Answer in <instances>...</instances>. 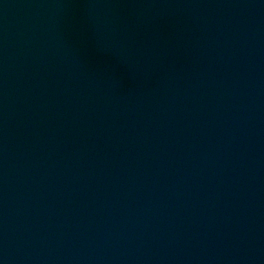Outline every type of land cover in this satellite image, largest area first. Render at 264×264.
Segmentation results:
<instances>
[{
  "label": "water",
  "instance_id": "1",
  "mask_svg": "<svg viewBox=\"0 0 264 264\" xmlns=\"http://www.w3.org/2000/svg\"><path fill=\"white\" fill-rule=\"evenodd\" d=\"M0 264H264V0H0Z\"/></svg>",
  "mask_w": 264,
  "mask_h": 264
}]
</instances>
